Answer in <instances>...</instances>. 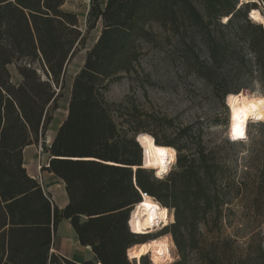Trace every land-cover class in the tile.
Returning <instances> with one entry per match:
<instances>
[{
    "label": "trees",
    "instance_id": "obj_1",
    "mask_svg": "<svg viewBox=\"0 0 264 264\" xmlns=\"http://www.w3.org/2000/svg\"><path fill=\"white\" fill-rule=\"evenodd\" d=\"M68 1L0 0V264H81L52 251L65 219L95 254V261L83 264H151L148 254L153 264L165 263L159 259L169 242L148 239L154 227L137 223L143 193L167 209L163 222L173 212L174 222L163 233L172 235L180 256L172 264H189V253L199 248L200 225L221 218L222 166L206 150L200 127L180 129L182 142L142 131L139 137L178 150L174 170L155 178L135 140L139 128L134 137L121 134L115 120L121 105L108 101L106 92L114 80L137 72L141 42L154 35V25L199 36L213 66L243 60L264 79V26L251 21L264 22V13L255 2L238 7L239 0H90L83 29L78 15L63 8ZM224 28L245 39L246 52L232 47ZM82 48L85 61L72 84L68 115L49 149L46 132L66 86L67 66ZM192 62L206 74L207 66ZM40 143L52 155L48 169L66 184L65 208L25 167V148ZM260 175L258 192L264 188V161ZM263 262L260 257L257 264Z\"/></svg>",
    "mask_w": 264,
    "mask_h": 264
},
{
    "label": "rangeland",
    "instance_id": "obj_2",
    "mask_svg": "<svg viewBox=\"0 0 264 264\" xmlns=\"http://www.w3.org/2000/svg\"><path fill=\"white\" fill-rule=\"evenodd\" d=\"M250 2H255L257 9L264 13V4L260 0H239L238 7ZM63 8L75 12L85 29L90 0H69ZM226 21L227 18L222 19L223 23ZM251 21L264 26L262 21ZM243 23L241 18L239 24ZM152 30L154 35L150 40L141 42L142 55L136 65L137 72L114 80L106 92L108 101L121 105L115 112L119 130L121 134L134 137L135 130L139 128L136 141L137 135L146 131L163 142H182L180 129L191 124L195 129L200 127L206 150L213 153L222 166L219 183L225 202L221 206L219 220L209 218L208 223L200 225L199 248L189 253V264H257L260 257H264V188L258 192L264 161V120L249 121L247 138L241 139L237 133L240 126L235 118V104L242 92L264 95V79L255 67L243 60L213 66L196 34H178L159 25H154ZM99 32L100 29L93 31L88 46L94 43ZM222 32L227 38H232V47L237 46L246 52L245 39L234 37L230 28H224ZM86 51L87 48L80 49L67 66L66 86L62 90L59 107L53 112L54 120L46 132L49 149L58 124L68 115L72 84L82 68ZM193 59L207 66L206 74L196 71ZM10 69L14 81H18L16 64H12ZM239 91L237 96L230 94L227 97L229 93ZM230 137L238 141L230 144L227 142ZM36 145L43 149L41 143ZM194 151L195 145L191 151L188 150ZM42 154L41 160L52 157L50 150H42ZM143 157L146 163L144 151L141 152L142 161ZM177 157L178 150L176 160L167 166L162 178L157 176L158 171L154 168L146 169L155 178L164 179L174 170ZM137 208L139 205L134 211ZM169 214L171 216L173 212L169 211ZM170 216L168 222L158 223L148 237L153 240L161 237L160 240L169 242L170 246L166 243L164 256L159 259L165 262L162 264H172L180 259L172 235L163 234L165 228L174 222ZM66 226L62 224L59 235L67 234ZM140 250L144 254L142 246ZM152 254L153 257L156 255ZM148 257L153 264L150 254Z\"/></svg>",
    "mask_w": 264,
    "mask_h": 264
},
{
    "label": "bare ground",
    "instance_id": "obj_3",
    "mask_svg": "<svg viewBox=\"0 0 264 264\" xmlns=\"http://www.w3.org/2000/svg\"><path fill=\"white\" fill-rule=\"evenodd\" d=\"M235 113V118L242 130L238 135L241 139L243 137L247 138V123H249L250 120H264V118H255L264 117V95L260 93L252 94L250 92L240 93L235 104ZM137 138L146 156L144 167L154 168L158 171L159 175L157 176L161 178L167 166L176 160L177 150L171 146L156 144L155 141L147 135H142L140 137L138 135ZM161 148L165 149L163 157H161L159 151ZM173 149L174 154L172 151ZM137 216V223L141 228H152L158 223L163 222L164 209L154 198L146 195L141 203Z\"/></svg>",
    "mask_w": 264,
    "mask_h": 264
},
{
    "label": "crops",
    "instance_id": "obj_4",
    "mask_svg": "<svg viewBox=\"0 0 264 264\" xmlns=\"http://www.w3.org/2000/svg\"><path fill=\"white\" fill-rule=\"evenodd\" d=\"M63 123L64 120L60 121V123L58 124V130ZM58 130L54 134V139L58 133ZM42 150L43 149L41 145L37 146L36 144H32L27 146L24 150L25 167L32 177L36 178V176L41 173L42 180H38L37 178L36 179L42 184L45 190L51 194L58 207L61 209L65 208L69 203V197L65 182L55 173L51 172L48 168L44 169L41 172L38 170V164L48 163L50 161L41 160L42 155H44L42 154ZM64 223L67 224V234L59 235L60 227ZM56 238L57 239H55V244L52 249V251L56 254L81 264L88 261H95V254L92 251L91 247L83 246L78 241L77 233L73 228L70 220L65 219L61 221L58 226Z\"/></svg>",
    "mask_w": 264,
    "mask_h": 264
},
{
    "label": "built area",
    "instance_id": "obj_5",
    "mask_svg": "<svg viewBox=\"0 0 264 264\" xmlns=\"http://www.w3.org/2000/svg\"><path fill=\"white\" fill-rule=\"evenodd\" d=\"M50 147H51V145H50ZM49 162L48 163H40V164H38V170L41 172V171H43L44 169H46V168H48L49 167ZM36 178L38 179V180H42V175H41V173H39L37 176H36ZM147 194L146 193H143V197H145Z\"/></svg>",
    "mask_w": 264,
    "mask_h": 264
},
{
    "label": "clouds",
    "instance_id": "obj_6",
    "mask_svg": "<svg viewBox=\"0 0 264 264\" xmlns=\"http://www.w3.org/2000/svg\"><path fill=\"white\" fill-rule=\"evenodd\" d=\"M256 119H261V118H264V117H255ZM242 130H241V128H237V133H240ZM159 151H160V154H161V157H163V155H164V151H165V149H163V148H161V149H159ZM173 151V154H174V149L172 150ZM159 175V174H158ZM162 178V177H161ZM164 211L166 212L167 211V209H164Z\"/></svg>",
    "mask_w": 264,
    "mask_h": 264
},
{
    "label": "water",
    "instance_id": "obj_7",
    "mask_svg": "<svg viewBox=\"0 0 264 264\" xmlns=\"http://www.w3.org/2000/svg\"><path fill=\"white\" fill-rule=\"evenodd\" d=\"M137 142L139 143V140L137 138ZM140 144V143H139ZM141 147V146H140ZM144 161V160H143ZM130 217H131V214H130ZM129 227L131 228V224H130V221H129ZM132 231V230H131Z\"/></svg>",
    "mask_w": 264,
    "mask_h": 264
}]
</instances>
